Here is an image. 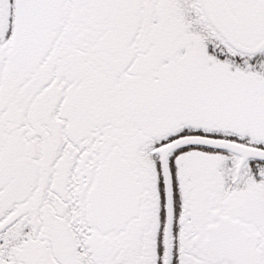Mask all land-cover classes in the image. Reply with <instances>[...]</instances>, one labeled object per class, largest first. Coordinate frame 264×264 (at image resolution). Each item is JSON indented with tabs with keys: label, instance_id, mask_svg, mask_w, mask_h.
Returning a JSON list of instances; mask_svg holds the SVG:
<instances>
[{
	"label": "snow or ice",
	"instance_id": "obj_1",
	"mask_svg": "<svg viewBox=\"0 0 264 264\" xmlns=\"http://www.w3.org/2000/svg\"><path fill=\"white\" fill-rule=\"evenodd\" d=\"M0 264H264V0H0Z\"/></svg>",
	"mask_w": 264,
	"mask_h": 264
}]
</instances>
